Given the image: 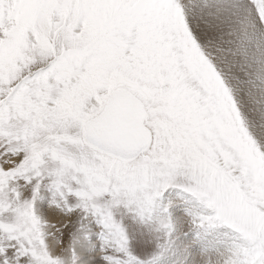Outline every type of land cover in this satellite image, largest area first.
Listing matches in <instances>:
<instances>
[{
  "label": "snow or ice",
  "instance_id": "obj_1",
  "mask_svg": "<svg viewBox=\"0 0 264 264\" xmlns=\"http://www.w3.org/2000/svg\"><path fill=\"white\" fill-rule=\"evenodd\" d=\"M0 264H264V0H0Z\"/></svg>",
  "mask_w": 264,
  "mask_h": 264
}]
</instances>
